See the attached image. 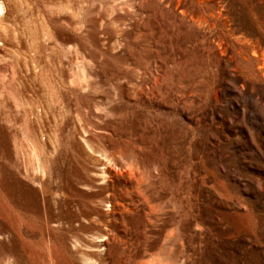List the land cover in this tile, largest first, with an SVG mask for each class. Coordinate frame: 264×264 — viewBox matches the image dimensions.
Returning a JSON list of instances; mask_svg holds the SVG:
<instances>
[{
  "label": "rangeland",
  "instance_id": "rangeland-1",
  "mask_svg": "<svg viewBox=\"0 0 264 264\" xmlns=\"http://www.w3.org/2000/svg\"><path fill=\"white\" fill-rule=\"evenodd\" d=\"M264 264V0H0V264Z\"/></svg>",
  "mask_w": 264,
  "mask_h": 264
},
{
  "label": "bare ground",
  "instance_id": "bare-ground-1",
  "mask_svg": "<svg viewBox=\"0 0 264 264\" xmlns=\"http://www.w3.org/2000/svg\"><path fill=\"white\" fill-rule=\"evenodd\" d=\"M154 264V263H153Z\"/></svg>",
  "mask_w": 264,
  "mask_h": 264
}]
</instances>
